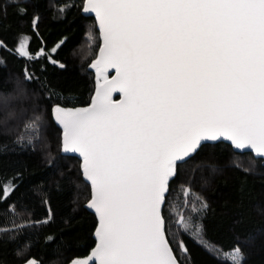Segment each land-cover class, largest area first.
Segmentation results:
<instances>
[{
	"label": "snow or ice",
	"instance_id": "snow-or-ice-1",
	"mask_svg": "<svg viewBox=\"0 0 264 264\" xmlns=\"http://www.w3.org/2000/svg\"><path fill=\"white\" fill-rule=\"evenodd\" d=\"M14 2L26 14L29 0ZM87 10L102 27L103 47L92 67L103 84L90 108L52 111L64 129L62 151L81 155L85 179L94 186L89 206L100 220L94 259L180 264L169 244L165 212L177 162L186 163L201 141L221 138L264 157V0H88ZM37 24L33 17V27ZM43 52L23 56L34 60ZM43 58L58 63L47 53ZM110 68L117 78L105 75ZM24 79L33 80L27 69ZM114 91L123 93V102L111 101ZM42 127V117L34 115L16 142L34 145ZM180 188L185 206L189 197L200 204L193 205L195 221L178 211L175 224L202 243L200 218L207 203L189 187ZM15 191L11 182L0 184V204ZM9 208L14 215V205ZM48 212L45 223L50 207ZM8 223L12 227L0 226V235L25 230L14 218ZM180 251L190 255L183 241ZM230 259L243 264L239 245Z\"/></svg>",
	"mask_w": 264,
	"mask_h": 264
},
{
	"label": "trees",
	"instance_id": "trees-1",
	"mask_svg": "<svg viewBox=\"0 0 264 264\" xmlns=\"http://www.w3.org/2000/svg\"><path fill=\"white\" fill-rule=\"evenodd\" d=\"M84 2L29 0L21 15L14 0H0V184L16 186L11 199L0 204V226L11 228L8 221L14 218L16 226L25 229L0 235V264L30 259L69 264L89 256L96 245L98 220L86 208L92 189L84 180L81 160L62 153V130L52 111L55 106L90 104L96 89V75L89 66L98 55L101 37L96 19L82 13ZM33 17L38 18L35 28ZM40 49L44 52L37 59L23 56V51L35 54ZM44 53L58 63L44 59ZM25 69L33 76L31 82L24 79ZM34 115L42 117L41 138L22 147L17 137ZM181 185L207 203L200 218L202 243L175 224L178 211L195 221L193 205L200 204L189 197L185 206ZM170 191L167 237L181 264H233L225 254L236 245L243 264H264L263 159L237 153L225 142L205 144L177 165ZM49 207L51 220L45 223ZM181 241L190 255L180 251Z\"/></svg>",
	"mask_w": 264,
	"mask_h": 264
},
{
	"label": "water",
	"instance_id": "water-1",
	"mask_svg": "<svg viewBox=\"0 0 264 264\" xmlns=\"http://www.w3.org/2000/svg\"><path fill=\"white\" fill-rule=\"evenodd\" d=\"M87 5H88V0H85L84 2V7H83V10H82V13L84 16H87V17H94L96 19V22H97V25H98V29L100 31V37H101V45H100V48H99V51H98V55L97 57L92 61V63L90 64L89 68L91 71H93L96 75V89H95V92L92 96V100H91V103L86 105V106H79V107H62V106H59L61 108H64V109H71V110H77V109H87V108H90L94 103H95V100H96V97H97V93L100 91V85L103 84V77L101 76L100 72L92 67V65L94 64V62L96 61V59L98 58L101 50H102V47H103V39H102V27L101 25L99 24V21H98V17L96 16V14L94 12H90L87 10ZM105 75H107L108 79L109 80H112V79H115L118 77V73L116 71V69H108L107 72L105 73ZM110 99L113 103H116V104H119L121 102H123L124 100V96H123V93L119 92V91H114L111 93V96H110ZM54 118V116H53ZM54 121L56 122V124L61 128L62 130V138H63V133H64V129H63V126L54 118ZM219 142H225L229 145H231V142L227 140V138H221L220 140H217V141H201V145L200 147L198 148V150L196 151V153L201 149V147L205 144H216V143H219ZM232 146V145H231ZM234 149V148H233ZM235 152L237 153H252L256 158L258 159H263V164H264V157L262 156H258V155H255L253 153L252 150L250 149H245L243 151L241 150H238V149H234ZM62 153L66 156H74V157H77L78 159L81 160V169H82V157L79 153H74V152H71V151H62ZM196 153L194 154H191L190 155V158H192ZM190 158H185L186 161H188ZM181 162H177V165L180 164ZM83 173V177H84V180L91 186V189H92V194H93V191H94V186L91 185V183L89 181H87L85 179V173L82 171ZM173 180V178L170 180V183L171 181ZM93 198V195L91 197V199L88 201V203L86 204V208L92 212L93 214L96 215L97 217V220H98V224H97V227H96V230H95V234H94V237L96 239V245L95 247L93 248V250L91 251L90 255L87 256V257H84V258H79V259H74L73 261H71L69 264H97V262L95 261L94 259V252L97 248V244H98V236H97V230L99 228V225H100V220H99V216L97 214V212L95 211L94 208L90 207L89 206V202L92 200ZM169 240V239H168ZM169 244L172 248V251L175 255V257L178 259L170 241H169ZM179 260V259H178ZM31 262V264H39L35 259H30L29 260ZM180 261V260H179ZM26 264V263H24ZM181 264V262H180Z\"/></svg>",
	"mask_w": 264,
	"mask_h": 264
},
{
	"label": "rangeland",
	"instance_id": "rangeland-1",
	"mask_svg": "<svg viewBox=\"0 0 264 264\" xmlns=\"http://www.w3.org/2000/svg\"><path fill=\"white\" fill-rule=\"evenodd\" d=\"M26 48V44L25 43H22L20 45V49L21 50H24ZM225 256L232 262V260L230 259V252H228L227 254H225ZM233 263V262H232Z\"/></svg>",
	"mask_w": 264,
	"mask_h": 264
}]
</instances>
